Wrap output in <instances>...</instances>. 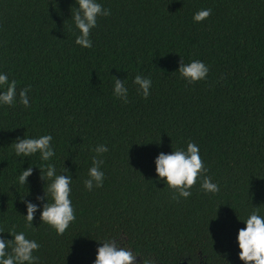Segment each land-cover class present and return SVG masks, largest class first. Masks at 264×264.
I'll list each match as a JSON object with an SVG mask.
<instances>
[{
	"label": "trees",
	"instance_id": "16d2710c",
	"mask_svg": "<svg viewBox=\"0 0 264 264\" xmlns=\"http://www.w3.org/2000/svg\"><path fill=\"white\" fill-rule=\"evenodd\" d=\"M97 2L109 15L97 17L92 46L82 48L74 0H0V71L17 82L13 105H0V236L24 231L36 240L37 264H92L108 238L138 254V264H243L239 220L253 206L264 215V0ZM200 9L211 12L196 23ZM180 60L203 61L206 78L188 84L175 71ZM137 74L151 80L147 98ZM114 76L128 89L126 103L112 94ZM25 87L27 108L19 103ZM23 134L51 135L55 155L16 157ZM188 141L217 193H204L202 177L187 198L157 180L156 155ZM100 144L108 148L98 156L104 181L87 190ZM48 163L72 177L75 219L61 235L40 222L39 209L32 227L23 216L24 201L43 203L39 169Z\"/></svg>",
	"mask_w": 264,
	"mask_h": 264
},
{
	"label": "clouds",
	"instance_id": "9594fccd",
	"mask_svg": "<svg viewBox=\"0 0 264 264\" xmlns=\"http://www.w3.org/2000/svg\"><path fill=\"white\" fill-rule=\"evenodd\" d=\"M76 11L71 18L79 35L75 38V44L82 48H90L92 42L89 39V32L96 26L98 16H108L109 10L102 8L97 0H74ZM210 9H200L196 11L192 19L199 23L210 15ZM179 77L188 84H193L199 80H204L209 71L208 66L201 60H191L187 64L181 62L175 70ZM16 81L9 80L8 74L0 71V105H13L17 96ZM133 83L137 85L139 94L147 98L151 87V80L147 76L135 75ZM28 88L19 91V103L25 108L29 106ZM112 94L123 102H127L128 89L124 86L122 79L114 76ZM52 136L45 134L38 137H17L13 144L16 157L27 158L32 155H39L41 161H50L55 155L51 145ZM97 155L91 157V166L87 170V179L83 181L87 190H92L93 186L99 188L104 181V172L100 169L103 160L98 159L99 154L107 152L108 148L97 145L91 149ZM155 173L157 180L167 184L179 197L187 198L191 195L190 188L196 183L198 177H202L200 188L205 194H215L219 191L217 183L212 182L204 173L207 169L201 160L199 146L188 141L182 149L171 151L170 153L159 152L154 158ZM39 169V168H38ZM68 171L65 168V172ZM43 183V194L37 195L36 200L43 203H32L24 201L26 214L24 216L25 225L33 226V216L39 209V220L54 229L57 235H61L68 228L70 222L75 219V214L70 199L72 177L62 173H57L55 166L48 163L41 174ZM32 173V167L24 168L18 175L17 182L26 185L27 178ZM47 179V189L44 184ZM49 198L51 203H49ZM175 198V197H174ZM23 199V198H22ZM242 221L244 227L238 228L236 233V245L238 248V259L243 264H264V215L259 214L253 206V211L249 212ZM0 233H4L0 231ZM11 239L0 236V264H37L38 257L33 253L40 245L34 239L27 238L24 231H8ZM95 258L92 264H138L130 248L119 244L112 238L98 241ZM141 260V257H140ZM140 262V261H139ZM143 264H152L149 259H144Z\"/></svg>",
	"mask_w": 264,
	"mask_h": 264
},
{
	"label": "water",
	"instance_id": "95a60500",
	"mask_svg": "<svg viewBox=\"0 0 264 264\" xmlns=\"http://www.w3.org/2000/svg\"><path fill=\"white\" fill-rule=\"evenodd\" d=\"M181 264H186V263H181Z\"/></svg>",
	"mask_w": 264,
	"mask_h": 264
}]
</instances>
